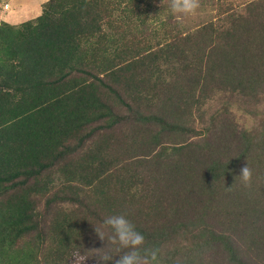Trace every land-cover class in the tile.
Wrapping results in <instances>:
<instances>
[{"label":"trees","instance_id":"1","mask_svg":"<svg viewBox=\"0 0 264 264\" xmlns=\"http://www.w3.org/2000/svg\"><path fill=\"white\" fill-rule=\"evenodd\" d=\"M130 1L46 0L33 18L0 21V264H65L72 253L96 264L114 246L94 227L114 215L159 264L161 245L183 230L157 217L158 194L189 183L222 186L225 220L205 247L225 252V264H264V212L242 209L264 193L253 182L264 174V121L230 108L264 82V0L245 14L227 9L226 26L217 17L187 32L166 31L155 15L162 41L144 55L125 49L110 24ZM223 85L225 115L189 126L191 109ZM216 124L233 154L217 150ZM246 165L248 186L234 182ZM49 186L54 196H37ZM41 198L55 208L48 221Z\"/></svg>","mask_w":264,"mask_h":264},{"label":"rangeland","instance_id":"2","mask_svg":"<svg viewBox=\"0 0 264 264\" xmlns=\"http://www.w3.org/2000/svg\"><path fill=\"white\" fill-rule=\"evenodd\" d=\"M45 1L0 0V21L6 19L14 23L33 18L40 13ZM254 1L257 0H199L200 6L195 13L183 15L178 19L177 15L170 10V0H131L127 10L123 12V17L119 16V12L112 11L109 20L114 30L113 34L117 37L119 43L125 49L128 47L131 50L141 48L143 53L141 55H144L156 51L162 41L157 20L152 19L155 15L165 20L166 24L163 25L166 26V31L179 33L182 30L187 32L217 17L225 21L226 26L230 22L226 15L229 13L226 11L227 9L245 14L248 7H250L248 3ZM110 6L112 7V4L108 5V7ZM224 9L225 15L223 13ZM262 10L258 7L252 12ZM11 11H14L18 16L12 19L4 17ZM142 13L144 14L142 15ZM261 18H264V15ZM156 27L159 30V35L154 34L152 31ZM123 53L125 58H133L132 55H126L127 52ZM139 58L144 59L143 57ZM215 91L218 92L209 103L198 109L195 107L191 109L190 119L187 121L189 126L199 128V126L208 124V120L212 116L225 115V101L227 100L225 99V86L223 85L220 89L215 88ZM245 94L248 96H244L242 101H238L239 103L234 102L230 107L231 110H234L238 104L241 112L237 113V116L243 115L264 121V82L253 84ZM215 126L212 140L220 139V147L216 146L217 150L222 157H225V154H233L235 146L223 149L225 147V135L218 129V124ZM135 154L137 153L129 151L126 156L132 157ZM261 169L264 173V168L261 167ZM238 173L234 177L235 183H241ZM254 175L255 180L253 179V182H257L259 187L264 186V174L255 173ZM184 186V188L173 191H160L158 194L160 207L156 212L157 217L161 218L162 221L171 220L170 223H177L178 228L183 230L182 235L161 245L158 252L161 261L159 264H225V252H222V250L221 252L216 251L217 246L215 245H212L215 246L213 250L205 247L207 240L209 241L214 235L218 234L217 231L221 228V221L225 220V199L221 196L222 186L218 184L213 192L201 191L190 183ZM49 189L50 191L46 194H38L37 196H54L53 193L57 191L51 187ZM127 192H130V190H127ZM58 195L72 196L67 192H60ZM254 198L251 197L253 200L252 205L246 206V204H243L242 209L253 207L256 212L260 210L264 212V193L262 192L261 196H254ZM54 209L45 207L44 198L39 200L37 210L44 214L45 221L52 218ZM221 213L222 215H220ZM258 215L256 213L253 216ZM225 226L227 227L226 224ZM76 255L80 254L72 253L65 264H75L74 256ZM85 264L93 263L86 260Z\"/></svg>","mask_w":264,"mask_h":264},{"label":"clouds","instance_id":"3","mask_svg":"<svg viewBox=\"0 0 264 264\" xmlns=\"http://www.w3.org/2000/svg\"><path fill=\"white\" fill-rule=\"evenodd\" d=\"M199 0H170V10L179 19L183 15L193 14L199 8ZM240 181L244 186L251 182L252 171L246 165L240 170ZM101 241L113 245L108 251L98 253L96 264H156L157 251L143 249L144 236L136 231L135 226L124 215L105 218L102 225L94 227ZM88 258L74 256L75 264H85Z\"/></svg>","mask_w":264,"mask_h":264},{"label":"crops","instance_id":"4","mask_svg":"<svg viewBox=\"0 0 264 264\" xmlns=\"http://www.w3.org/2000/svg\"><path fill=\"white\" fill-rule=\"evenodd\" d=\"M8 6H9V5H8ZM13 10H15V9H13ZM17 16H18V14H16L14 11H11L10 13L4 15V17H7V18H9V19L15 18V17H17ZM1 21H5V22H9V23H11L10 20H6V19L1 20ZM14 23H18V22H14Z\"/></svg>","mask_w":264,"mask_h":264},{"label":"built area","instance_id":"5","mask_svg":"<svg viewBox=\"0 0 264 264\" xmlns=\"http://www.w3.org/2000/svg\"><path fill=\"white\" fill-rule=\"evenodd\" d=\"M4 6H6V4H4ZM6 8V7H5Z\"/></svg>","mask_w":264,"mask_h":264}]
</instances>
